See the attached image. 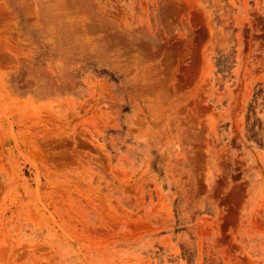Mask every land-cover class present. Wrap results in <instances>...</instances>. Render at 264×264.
I'll use <instances>...</instances> for the list:
<instances>
[{"label": "rangeland", "instance_id": "374dc122", "mask_svg": "<svg viewBox=\"0 0 264 264\" xmlns=\"http://www.w3.org/2000/svg\"><path fill=\"white\" fill-rule=\"evenodd\" d=\"M0 264H264V0H0Z\"/></svg>", "mask_w": 264, "mask_h": 264}]
</instances>
